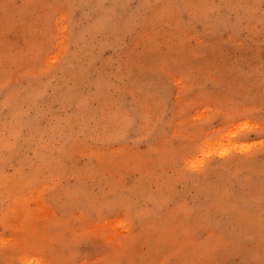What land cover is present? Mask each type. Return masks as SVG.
<instances>
[{
    "label": "rangeland",
    "instance_id": "obj_1",
    "mask_svg": "<svg viewBox=\"0 0 264 264\" xmlns=\"http://www.w3.org/2000/svg\"><path fill=\"white\" fill-rule=\"evenodd\" d=\"M0 264H264V0H0Z\"/></svg>",
    "mask_w": 264,
    "mask_h": 264
}]
</instances>
